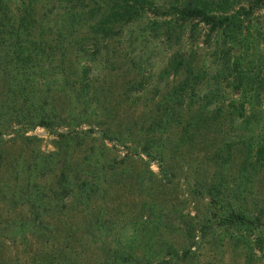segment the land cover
<instances>
[{"label":"trees","instance_id":"16d2710c","mask_svg":"<svg viewBox=\"0 0 264 264\" xmlns=\"http://www.w3.org/2000/svg\"><path fill=\"white\" fill-rule=\"evenodd\" d=\"M262 29L264 0H0V135L21 123L49 130L62 126L64 132L53 130L61 143H54L57 150L48 154L52 161L62 157L54 165L59 167L60 197L88 204L100 189L97 176L115 172L117 162L128 158L122 155L98 166L91 148L75 165L69 143L82 129L73 109L100 104L89 91V71L109 57H125L141 89L143 47H158L165 58L154 82L174 77L160 104L176 109L175 124L194 103L202 110L183 122L172 141H191V129L236 132L230 143H212L206 154L213 170L208 180L193 187L207 200L206 215L199 225L186 222L181 230L188 249L164 243L155 264L185 261L191 247L210 231H219L224 243L244 250L242 264L253 262L249 258L256 253L264 261V197L249 202L245 194L246 185L252 187L253 178L264 173V75L250 55ZM138 46L140 55L135 56ZM154 124L144 129L137 151L149 158L161 157L169 143V133L154 135L157 126L170 128L169 118ZM99 132V153L107 149L104 140L113 142L120 135L109 127ZM237 152V174L229 179L226 173ZM142 258L143 264H154L146 254Z\"/></svg>","mask_w":264,"mask_h":264},{"label":"rangeland","instance_id":"374dc122","mask_svg":"<svg viewBox=\"0 0 264 264\" xmlns=\"http://www.w3.org/2000/svg\"><path fill=\"white\" fill-rule=\"evenodd\" d=\"M253 45L250 55L264 75L263 29ZM134 55H140L139 46ZM120 57H109L89 71L93 80L89 91L100 104H79L73 109L81 117L78 130L82 129L80 133L76 130L78 139L69 143L75 165L91 148L98 166L128 155L124 163L117 162L115 172L97 176L100 189L91 194L89 205L60 197L59 167L54 165L62 157L52 161L48 154L57 150L54 143H61L53 130L64 132L62 126L49 130L21 123L0 135V264H143L140 260H146L142 258L145 254L155 264V254H160L164 243L181 251L188 249L181 230L186 222L199 225L206 215V198L193 192L196 183L199 187L213 170L206 154L212 151V143H230L236 131L225 128L220 133L211 127L193 133L188 127L194 139L173 142L183 122L202 110L194 103L182 111V121L175 124L176 109L160 104V97L174 80L168 75L154 82L165 58L160 48L143 47L145 83L141 89L139 76L125 57ZM65 106L68 108L70 101ZM82 112L88 117L84 119ZM164 116L169 118L170 128L163 131V124L154 132L156 137L169 133L161 157L138 154L144 129ZM105 127L119 130L120 135L113 142L104 140L107 149L101 154L99 130ZM239 161L237 152L226 173L229 179L235 178ZM253 179L252 187L246 185L249 202L264 197V173ZM219 234L208 232L191 247L185 261L172 264H242L244 250L224 243ZM255 256L251 255L249 260L255 259L248 263L264 264Z\"/></svg>","mask_w":264,"mask_h":264}]
</instances>
